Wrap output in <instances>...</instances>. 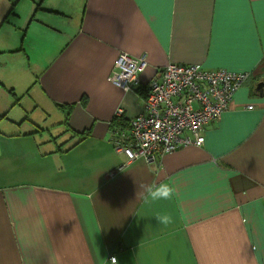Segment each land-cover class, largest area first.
I'll use <instances>...</instances> for the list:
<instances>
[{"label": "crops", "instance_id": "crops-1", "mask_svg": "<svg viewBox=\"0 0 264 264\" xmlns=\"http://www.w3.org/2000/svg\"><path fill=\"white\" fill-rule=\"evenodd\" d=\"M119 51L147 58L128 91L107 80ZM167 63L249 77L202 145L127 161L113 121L142 112ZM163 181L175 198L148 201ZM111 255L264 264V0H0V264Z\"/></svg>", "mask_w": 264, "mask_h": 264}, {"label": "built area", "instance_id": "built-area-1", "mask_svg": "<svg viewBox=\"0 0 264 264\" xmlns=\"http://www.w3.org/2000/svg\"><path fill=\"white\" fill-rule=\"evenodd\" d=\"M114 59L107 80L124 91L140 86L138 74L147 64L146 56L119 51ZM248 77L247 71L167 63L148 84L142 112L126 129L113 128L117 150L127 161L142 158L153 163L180 146L202 145L204 127L220 117Z\"/></svg>", "mask_w": 264, "mask_h": 264}, {"label": "clouds", "instance_id": "clouds-1", "mask_svg": "<svg viewBox=\"0 0 264 264\" xmlns=\"http://www.w3.org/2000/svg\"><path fill=\"white\" fill-rule=\"evenodd\" d=\"M155 171V170H154ZM158 174V173H157ZM146 188V199L151 202H156L160 200H171L175 198L176 189L172 182L163 181L160 183L153 182L145 186ZM159 224L163 225L165 228L173 225L176 219L171 214H160L156 217ZM113 264H116V258H112Z\"/></svg>", "mask_w": 264, "mask_h": 264}, {"label": "rangeland", "instance_id": "rangeland-1", "mask_svg": "<svg viewBox=\"0 0 264 264\" xmlns=\"http://www.w3.org/2000/svg\"><path fill=\"white\" fill-rule=\"evenodd\" d=\"M25 101H27V102L30 101L29 96H28V98H27V97H24V98H23V101H22L23 105H24V102H25ZM12 112H18L19 114L21 113L20 103H18V106L15 107V108L13 109ZM23 115H24V113H23ZM42 115H43V114L41 113V111H33V110H32V112L30 111V112L28 113V116H29L30 118L33 117L35 120L38 121V123H40L41 125H45V123L42 122ZM52 119H53V116L51 117L50 120H52ZM50 120H47V121H50ZM47 121H45V122H47Z\"/></svg>", "mask_w": 264, "mask_h": 264}, {"label": "trees", "instance_id": "trees-1", "mask_svg": "<svg viewBox=\"0 0 264 264\" xmlns=\"http://www.w3.org/2000/svg\"><path fill=\"white\" fill-rule=\"evenodd\" d=\"M115 126H120V127H127L128 123H126L124 120H122L121 118L117 117L114 119L113 121V127Z\"/></svg>", "mask_w": 264, "mask_h": 264}, {"label": "water", "instance_id": "water-1", "mask_svg": "<svg viewBox=\"0 0 264 264\" xmlns=\"http://www.w3.org/2000/svg\"><path fill=\"white\" fill-rule=\"evenodd\" d=\"M262 85H263V83H259V84L256 86V90H261Z\"/></svg>", "mask_w": 264, "mask_h": 264}]
</instances>
